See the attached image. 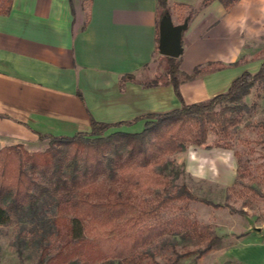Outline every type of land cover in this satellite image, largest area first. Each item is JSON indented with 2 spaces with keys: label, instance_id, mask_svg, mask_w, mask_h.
<instances>
[{
  "label": "crops",
  "instance_id": "obj_1",
  "mask_svg": "<svg viewBox=\"0 0 264 264\" xmlns=\"http://www.w3.org/2000/svg\"><path fill=\"white\" fill-rule=\"evenodd\" d=\"M167 1L175 24L188 21L177 58L180 98L166 78L148 85L165 71L158 0H13L0 14V149L37 152L47 142L40 134L73 136L91 131L93 121L131 122L205 101L261 69L264 0H239L231 9L218 0ZM199 148L190 159L194 175L233 187L235 154ZM247 237L230 254L239 264H264V238Z\"/></svg>",
  "mask_w": 264,
  "mask_h": 264
},
{
  "label": "trees",
  "instance_id": "obj_2",
  "mask_svg": "<svg viewBox=\"0 0 264 264\" xmlns=\"http://www.w3.org/2000/svg\"><path fill=\"white\" fill-rule=\"evenodd\" d=\"M3 1L0 14H8L13 0L4 8ZM158 1L161 11L170 10L167 0ZM218 1L231 9L239 0ZM161 57L165 71L148 85L166 78L180 98V60ZM254 88L264 95V64L205 101L131 122L93 121L91 131L73 136L40 134L49 142L43 152L0 149V227L16 226L19 243L39 252V264H146L152 246L166 237L194 246L177 253L174 263L192 255L203 260L223 248V237L188 215L163 213L182 202L218 205L199 199L187 184L176 186L181 170L169 159L190 147L232 150L222 141L240 124ZM141 120V131L118 129ZM211 134L217 136L213 144ZM234 154L236 185L243 170Z\"/></svg>",
  "mask_w": 264,
  "mask_h": 264
},
{
  "label": "rangeland",
  "instance_id": "obj_3",
  "mask_svg": "<svg viewBox=\"0 0 264 264\" xmlns=\"http://www.w3.org/2000/svg\"><path fill=\"white\" fill-rule=\"evenodd\" d=\"M8 3L9 0H4L2 7H6ZM166 13L171 14V10L161 11V16ZM159 62L163 72L166 62L163 59H159ZM257 92L254 88L246 97L247 109L240 124L233 129L228 140L222 141L231 146V153L236 151L241 158L243 172L236 185L225 186L194 175L196 170L192 168L194 164H191L190 159H196L201 152L200 148L190 147L169 159L181 170L174 180L176 186L187 184L199 199H206L219 207L200 201L188 204L182 202L175 208L165 210L164 218L177 214L188 215L200 225L208 226L222 236L223 248L213 251L203 260L192 255L174 263L177 253L191 250L194 246L178 238L166 237L152 246L153 258L148 259L146 264H239L230 254L233 248L238 247L239 243H242L240 246L246 243L249 234L264 238V95L263 91H259V94L262 93L259 98ZM142 128L143 126L138 127L136 131H141ZM216 140L217 136L211 134L209 144ZM48 145L47 141L44 149L37 152H43ZM235 159L237 162L236 157ZM17 233L16 226L0 227V264H39V252L29 243L20 244Z\"/></svg>",
  "mask_w": 264,
  "mask_h": 264
},
{
  "label": "water",
  "instance_id": "obj_4",
  "mask_svg": "<svg viewBox=\"0 0 264 264\" xmlns=\"http://www.w3.org/2000/svg\"><path fill=\"white\" fill-rule=\"evenodd\" d=\"M188 28V21L175 24L170 13L163 15L159 25V52L171 58H179L183 54V33Z\"/></svg>",
  "mask_w": 264,
  "mask_h": 264
}]
</instances>
